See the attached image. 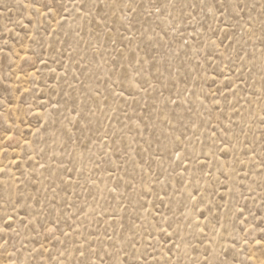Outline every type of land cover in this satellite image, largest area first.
I'll list each match as a JSON object with an SVG mask.
<instances>
[{
  "label": "rangeland",
  "instance_id": "obj_1",
  "mask_svg": "<svg viewBox=\"0 0 264 264\" xmlns=\"http://www.w3.org/2000/svg\"><path fill=\"white\" fill-rule=\"evenodd\" d=\"M0 264H264V0H0Z\"/></svg>",
  "mask_w": 264,
  "mask_h": 264
}]
</instances>
